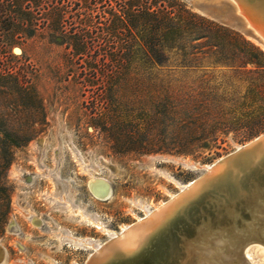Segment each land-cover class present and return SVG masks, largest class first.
Returning <instances> with one entry per match:
<instances>
[{
  "label": "rangeland",
  "instance_id": "obj_1",
  "mask_svg": "<svg viewBox=\"0 0 264 264\" xmlns=\"http://www.w3.org/2000/svg\"><path fill=\"white\" fill-rule=\"evenodd\" d=\"M36 1L37 6L28 4L29 11L57 9L69 18L63 28H82L70 18L84 12V0ZM87 2L99 10L97 0ZM222 2L201 0L203 11L189 5L264 52L232 25L238 19ZM226 35L224 47L201 49L193 67L171 76L170 86L182 94L170 105L171 114L157 115L152 139L143 145L153 152L138 157L113 153V113L105 133L92 124V103L101 90L87 91L67 75L60 58L68 52L64 46L46 39L12 49L10 63L27 73L39 99L32 108L12 92L0 96V246L6 249L5 264H86L114 233L151 214L206 167L264 133V67H259L264 58H250L247 45L240 40L229 44ZM104 94L115 98L114 92ZM120 97L128 118L134 97L128 92ZM136 99L143 118L149 110L160 111L157 97ZM11 133L22 136L15 146L3 138ZM91 178L108 182L109 199L90 193ZM33 217L41 220L39 227L32 225ZM250 255L254 264H264L262 246Z\"/></svg>",
  "mask_w": 264,
  "mask_h": 264
},
{
  "label": "trees",
  "instance_id": "obj_2",
  "mask_svg": "<svg viewBox=\"0 0 264 264\" xmlns=\"http://www.w3.org/2000/svg\"><path fill=\"white\" fill-rule=\"evenodd\" d=\"M87 1L83 2L84 12L70 18L82 25L74 31L63 28L69 20L63 11L38 13L29 11L28 5L33 2L37 6L36 0H0V96L12 92L32 108L39 99L27 73L10 63L15 59L13 48L23 49L30 41L46 39L64 46L68 52L60 58L67 75L87 91L101 90L92 103V124L105 133L107 117L113 113L109 121L115 129V136L110 138L115 154L138 157L153 152L143 145L152 139L157 115L164 118L171 114L170 105L182 94L179 88L170 86L171 76L193 67L201 49L224 47L225 31L229 44L240 40L250 48V58H264L258 47L196 13L182 0H97V11ZM190 91L188 88L184 95ZM104 92H114L115 98L106 97ZM123 92L135 98L130 102L128 118L123 116ZM143 95L157 97L154 102L160 111L149 110L144 118L138 114L136 98ZM21 137L17 133L3 134L13 146Z\"/></svg>",
  "mask_w": 264,
  "mask_h": 264
},
{
  "label": "bare ground",
  "instance_id": "obj_3",
  "mask_svg": "<svg viewBox=\"0 0 264 264\" xmlns=\"http://www.w3.org/2000/svg\"><path fill=\"white\" fill-rule=\"evenodd\" d=\"M223 1L233 10L248 11L254 19L264 24V1L254 5L247 4L246 0ZM240 148L238 146L237 149ZM262 161H264V149L248 158V161L226 166L214 174H207L196 185H192L194 181L188 183L183 186L180 195L171 197V204L162 203L151 214L139 219L136 225L123 227L119 234L114 233L108 247L104 245L92 255L90 264H112L117 261V258L130 257L143 248L153 245L159 246L154 249L150 259L156 258L160 246L165 245L166 248L170 247L174 256L183 257V261L178 264H254L250 252L258 246H262L264 251V245L257 243L258 246L251 249L252 244H248L243 252L246 261L241 259L239 249L246 241L254 240L259 234H264V181L260 183L251 179L249 185L243 181L248 170ZM214 165L206 167V172H209ZM87 185L95 198L109 199L111 188L106 180L91 178ZM216 189L221 192H215ZM202 192L215 193L206 210L207 217L203 215L199 218L201 221L199 226L195 227L192 238L186 241L185 246L178 249L171 235H164V239L162 235L170 234L171 230L174 231L176 220H184L189 214L199 211L194 203L200 202ZM32 219L33 226L41 225L40 219V221L34 217ZM165 239L167 241L164 244ZM5 257L6 249L0 246V264H5Z\"/></svg>",
  "mask_w": 264,
  "mask_h": 264
},
{
  "label": "water",
  "instance_id": "obj_4",
  "mask_svg": "<svg viewBox=\"0 0 264 264\" xmlns=\"http://www.w3.org/2000/svg\"><path fill=\"white\" fill-rule=\"evenodd\" d=\"M187 1L193 8L199 11H203L199 6V2L201 0ZM260 1L264 0H246L245 2L249 5H254L255 3H258ZM233 14L238 19V22H233L232 25L243 35L248 37L250 40L254 41L257 45H259L262 50H264V24L262 22H259L257 19H254L251 14L245 10L238 11L236 9L233 10ZM263 149L264 133L252 140L251 142L243 145L240 149L235 150L233 153L225 156L224 158L216 162L215 165L209 170V172H205L204 174H202L197 180L194 181V184L192 185H196V183L201 181V179L207 176V174H214L215 172L224 169L226 166L230 167L232 164H240L244 161H248V158L253 155H257L259 152L263 151ZM251 179L253 181L257 180L260 183L264 181V161H262L260 164H256L255 167L248 170L243 183L249 185V181ZM193 189H195V187ZM215 192L219 193L221 192V190L216 189ZM213 194L211 192H202V194L200 195V202L194 203V205L198 208L199 211L189 214L187 217L184 218V220H176L174 222V231L171 230L170 234L163 233L162 239H164V237L167 235H171L172 240L174 239L176 247L178 249H181L183 246H185L186 241L192 238V235L195 232V227L199 226V221H201V219L199 218L203 215L207 217L206 210H208L210 200L211 197H213ZM171 202L172 200H169L165 204L169 205L171 204ZM174 206L176 205L174 204ZM111 241L106 242L105 247H108ZM164 241L165 244L167 240L165 239ZM257 243L264 245V234H259L258 237L254 240H249L243 243V245L239 249V255L241 259L246 261V258L243 256L245 247L248 244H252L250 245V248L253 249L258 246ZM158 246L159 245H153L146 247L145 249L143 248L137 254H133L130 257L122 256L120 258H117V261L112 264H178L183 261L182 256H174V254L170 250V247L166 248L165 245L160 246L156 258L150 259L154 249L158 248ZM92 259L93 258L91 256V258L88 259L86 264H90L92 262Z\"/></svg>",
  "mask_w": 264,
  "mask_h": 264
}]
</instances>
